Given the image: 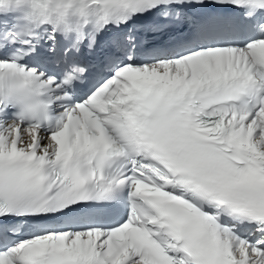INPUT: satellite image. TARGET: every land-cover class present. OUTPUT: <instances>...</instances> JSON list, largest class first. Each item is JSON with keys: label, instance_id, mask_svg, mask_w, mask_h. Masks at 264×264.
<instances>
[{"label": "snow or ice", "instance_id": "obj_1", "mask_svg": "<svg viewBox=\"0 0 264 264\" xmlns=\"http://www.w3.org/2000/svg\"><path fill=\"white\" fill-rule=\"evenodd\" d=\"M0 264H264V0H0Z\"/></svg>", "mask_w": 264, "mask_h": 264}]
</instances>
